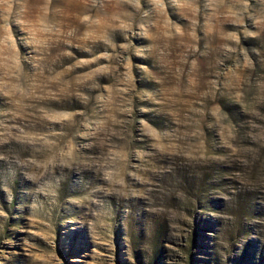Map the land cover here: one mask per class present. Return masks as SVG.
Returning <instances> with one entry per match:
<instances>
[{"label": "rangeland", "instance_id": "rangeland-1", "mask_svg": "<svg viewBox=\"0 0 264 264\" xmlns=\"http://www.w3.org/2000/svg\"><path fill=\"white\" fill-rule=\"evenodd\" d=\"M0 264H264V0H0Z\"/></svg>", "mask_w": 264, "mask_h": 264}]
</instances>
